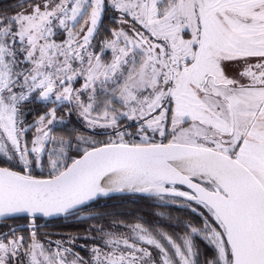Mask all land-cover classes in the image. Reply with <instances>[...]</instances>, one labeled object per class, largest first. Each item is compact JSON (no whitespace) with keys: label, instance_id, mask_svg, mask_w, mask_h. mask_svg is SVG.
Returning <instances> with one entry per match:
<instances>
[{"label":"snow or ice","instance_id":"6c2138e0","mask_svg":"<svg viewBox=\"0 0 264 264\" xmlns=\"http://www.w3.org/2000/svg\"><path fill=\"white\" fill-rule=\"evenodd\" d=\"M18 9L0 13V264H264V0ZM30 104L43 109L31 121ZM116 196L195 223L38 237L37 221Z\"/></svg>","mask_w":264,"mask_h":264},{"label":"trees","instance_id":"16d2710c","mask_svg":"<svg viewBox=\"0 0 264 264\" xmlns=\"http://www.w3.org/2000/svg\"><path fill=\"white\" fill-rule=\"evenodd\" d=\"M23 0H0V13L12 12L18 9V5L22 4ZM28 109L33 110V116L29 117V121L34 119L36 111H42L43 109L34 104L28 105ZM64 115L63 112H59L58 116ZM57 134H64L63 130L57 129ZM31 136V133H29ZM97 139H104L105 137L99 136ZM163 212V217H158L156 214ZM101 214L102 219H82L81 217H86L88 215ZM142 216L146 220H149L153 223H156L158 220H162L164 225H172L171 228H168L169 231L181 232L183 221L192 220L193 215L188 213L187 210H177L175 208H159L154 207L153 202L141 199L139 197H120L116 196L111 199H101L96 206L92 209H86L84 212L78 213L76 217L58 218L51 220V225H55L53 230H55V236H52L53 239H61L67 237H84L89 234V229L94 226H99L105 223H111L112 219L133 221L136 217ZM49 222V221H47ZM26 221L23 220H9L7 225H19L25 224ZM37 223H46L42 220L37 221ZM8 227L0 222V232H7ZM19 234H28L27 232H18ZM38 236L39 233H38ZM43 241H46L44 237H41ZM86 241L84 239L76 240V244L84 245ZM90 243V242H88ZM77 251H80L81 255L85 253L77 248Z\"/></svg>","mask_w":264,"mask_h":264},{"label":"flooded vegetation","instance_id":"af4514ba","mask_svg":"<svg viewBox=\"0 0 264 264\" xmlns=\"http://www.w3.org/2000/svg\"><path fill=\"white\" fill-rule=\"evenodd\" d=\"M104 26L106 28H111V27H114L115 24L112 20V13H108V18H106L104 20ZM104 32L103 30H101V35L99 37H97V40L101 39L102 37H104ZM38 225H40L39 229H38V233L41 237H44L45 239H50V240H57V239H53L52 236H55V230H53V227H55V225H51L52 222H46L44 224H41V223H37ZM19 225H23V224H19ZM12 226H17L16 224L15 225H12Z\"/></svg>","mask_w":264,"mask_h":264},{"label":"rangeland","instance_id":"374dc122","mask_svg":"<svg viewBox=\"0 0 264 264\" xmlns=\"http://www.w3.org/2000/svg\"><path fill=\"white\" fill-rule=\"evenodd\" d=\"M19 235H21V234H19ZM22 235H24V234H22ZM25 236H27V234ZM38 237L43 241V239L41 238V236H38Z\"/></svg>","mask_w":264,"mask_h":264},{"label":"water","instance_id":"95a60500","mask_svg":"<svg viewBox=\"0 0 264 264\" xmlns=\"http://www.w3.org/2000/svg\"><path fill=\"white\" fill-rule=\"evenodd\" d=\"M42 222H47V220H42ZM42 224V223H41Z\"/></svg>","mask_w":264,"mask_h":264}]
</instances>
